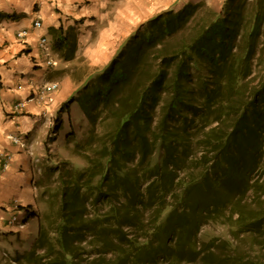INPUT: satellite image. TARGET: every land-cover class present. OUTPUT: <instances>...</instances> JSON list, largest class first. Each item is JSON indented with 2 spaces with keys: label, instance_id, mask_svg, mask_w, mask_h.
I'll use <instances>...</instances> for the list:
<instances>
[{
  "label": "trees",
  "instance_id": "trees-1",
  "mask_svg": "<svg viewBox=\"0 0 264 264\" xmlns=\"http://www.w3.org/2000/svg\"><path fill=\"white\" fill-rule=\"evenodd\" d=\"M59 31L54 48L62 53L66 40ZM241 96L239 107L236 101ZM75 102L90 121L86 144H96L95 156L86 158L84 171L68 170L65 164L46 169L47 175L60 176L55 194L48 187L42 193L51 207L58 205V221L52 230L40 220L35 247L17 256L15 263L91 264L83 258L89 233L94 239L91 251L113 250L111 236L127 244L114 263L107 264L145 263L159 254L178 260L186 248L179 240L169 251L173 235H188L210 214L225 215L222 206L227 203H223H233L239 194L243 210L236 223L240 229L260 230L264 221V0H226L219 12L199 3L158 14L144 22L104 71L91 77L60 112ZM59 127L56 123L54 129ZM199 127L214 154L212 171L215 174L218 168L220 175L214 178V191L206 196L205 206L201 201L188 205L190 215L176 216L173 222L177 209L167 201L169 193L180 204L200 192V199L205 197L204 180L186 181L172 172L176 168L171 169L185 165L190 133ZM211 178L208 173L204 176L207 181ZM249 199L253 202H242ZM100 204L107 208H99ZM255 204L258 210L250 213L248 205ZM152 205L156 206L153 221L144 224L139 213ZM130 227L144 237L143 242L129 236ZM149 237L157 238L159 246L153 247Z\"/></svg>",
  "mask_w": 264,
  "mask_h": 264
},
{
  "label": "crops",
  "instance_id": "crops-1",
  "mask_svg": "<svg viewBox=\"0 0 264 264\" xmlns=\"http://www.w3.org/2000/svg\"><path fill=\"white\" fill-rule=\"evenodd\" d=\"M203 1L219 10L226 0H0V259L24 249L26 242L37 237L41 201L34 184L35 158H40L42 166L52 145L65 140L84 119L76 102L60 112L75 94V82L81 81L71 75L69 66L81 57L87 66L103 68L144 22L165 11H180ZM36 21H41L40 28L33 27ZM59 29L66 40L62 53L54 48ZM22 31L27 32L23 39L18 38ZM41 36L48 39L56 63L48 70L40 66ZM20 78H24V89L17 88ZM44 82L59 83L47 107L33 101L25 110L13 111L17 102L28 98ZM50 120L60 124L52 142L48 137ZM9 134L25 138L34 155L20 150L8 139ZM6 152L12 158L3 168L1 154ZM13 205L20 210L18 219L26 217V228L19 232L8 225Z\"/></svg>",
  "mask_w": 264,
  "mask_h": 264
},
{
  "label": "rangeland",
  "instance_id": "rangeland-1",
  "mask_svg": "<svg viewBox=\"0 0 264 264\" xmlns=\"http://www.w3.org/2000/svg\"><path fill=\"white\" fill-rule=\"evenodd\" d=\"M249 2H255V0H249ZM207 5L206 2H199ZM196 3V4H199ZM224 4V3H223ZM222 4V6H223ZM195 5V4H194ZM209 8V5H207ZM221 6V8H222ZM213 9V8H212ZM215 10V9H213ZM219 10H215L219 12ZM136 32V31H135ZM134 32V34H135ZM133 34V35H134ZM131 35V36H133ZM130 36V37H131ZM126 42V41H125ZM57 62V60H56ZM54 60V67H55ZM59 63H57L58 65ZM103 68H95L87 66L86 62L80 57L69 66V71L75 79H81V81L75 82L77 89L75 94L84 88V86L88 83L89 79L97 74H101L104 69ZM258 70H256V73ZM253 75H256L255 73ZM237 106L241 107L242 105V96L238 98L236 101ZM80 107V106H79ZM218 122L215 123L217 125ZM89 128L90 121L84 116L83 120H79L76 123V130L72 129L67 138L61 143H57L52 145L51 152L47 154L45 160L43 161V165L41 166V162L39 166L41 168V172L37 173L36 187L39 190L41 207L38 211L39 214V223L40 220L44 221V223L48 224V227H52V230L56 227V223L58 221V205L50 206L49 203H46L42 198V193L44 190H47V187L52 189V193L55 194V188L58 186V182L60 176L58 178V173H55L52 177L47 175L46 169L52 166H57L61 164H65L66 168L76 169L79 171H84L87 168L88 162L87 157L94 158L96 153V144L93 145L86 144L89 139ZM194 132L190 133L189 137V146L187 149V153L184 157L185 165L177 166L174 165L171 167L172 170L176 168V171H172L179 178H184L186 181L189 179H202L204 180V187L201 191L206 192L205 197L200 199L203 196V193L195 194L193 198H191L187 203H178L177 198L170 193L167 196V201L174 205L177 209V213H175L174 221L176 222V216L179 215H190L191 210L188 208V205L191 207L197 201H201L200 205L204 207V202L206 200V196L212 195V191H214V186L212 185L215 179L219 178L220 170L217 168V173L214 174L212 171V167L215 164V158L213 157V153L209 152L210 147L206 145L207 140L204 138V131L201 128H194ZM57 138V137H56ZM55 138V139H56ZM54 139V140H55ZM88 145V146H87ZM209 153V155H207ZM48 161V162H47ZM208 161V162H207ZM213 165V166H212ZM208 173L209 176H212L211 183L210 180L207 181L204 179V176ZM66 178H69L66 176ZM215 178V179H214ZM69 180V179H68ZM209 183V184H208ZM176 184V183H175ZM51 193H48L49 195ZM240 194L236 195L233 203L228 201L224 202V206H222L223 213L222 214H210L209 217L200 224H195L192 230L188 231V235H179L180 232L176 233V235L171 238V241L167 244L169 251L175 250L178 245V241L184 245L186 248V254L181 255L180 259L176 260L172 256L158 255L155 259L150 260V258L145 263L139 264H251V262L258 263L259 261L264 264V221L261 223L260 230L256 229L255 231H250L249 229L242 228L240 229L239 225L236 223V218L240 215V210H243V207L238 205V201L240 200ZM246 197L244 196L243 199ZM89 200V199H88ZM244 204L252 203L253 200H244L242 201ZM246 202V203H245ZM91 199L87 203V207L91 206ZM222 204V205H223ZM251 208V212L258 210V206L255 204V207L248 205ZM221 207V206H220ZM99 208L106 209L107 205L100 204ZM212 206H210V209ZM87 214H89L88 209ZM133 213L134 210H131ZM249 211V208L246 207V212ZM131 212V213H132ZM156 212V206H148L141 209L139 215L144 220V224H151L154 218V214ZM204 212V211H202ZM94 214V213H93ZM185 214V215H184ZM231 218V219H230ZM46 219V220H45ZM21 219H18V223H20ZM17 227H14L13 230ZM26 228V225L22 231ZM176 228V227H175ZM12 229V228H11ZM132 232H129V236L133 239H137L138 242H143L144 237H139L135 228H131ZM51 230L50 237L54 236V232ZM16 231V232H19ZM178 231V230H176ZM38 236V235H37ZM37 238V237H36ZM150 238V237H149ZM162 239V238H161ZM94 241L91 239V233L85 235V244L84 248L88 251H84L83 258L86 259L84 263L91 264H107L108 262L114 263V260L120 254L121 250L127 248V244L124 240H119L111 236V240L113 243V250L104 251L101 248L91 251L90 241ZM151 242H153V247L159 246L158 239H154V237L150 238ZM88 242V244H87ZM36 245L35 241L26 242L24 245V249L11 254H4L1 256L0 264H17L14 262L17 256H23L27 251L33 249ZM195 250L194 252L192 251ZM129 249V248H128ZM137 250V249H136ZM135 251V249H134ZM192 252V254L190 253ZM150 256V255H149ZM132 260V259H129ZM124 264H131L130 261Z\"/></svg>",
  "mask_w": 264,
  "mask_h": 264
},
{
  "label": "built area",
  "instance_id": "built-area-1",
  "mask_svg": "<svg viewBox=\"0 0 264 264\" xmlns=\"http://www.w3.org/2000/svg\"><path fill=\"white\" fill-rule=\"evenodd\" d=\"M41 25H42L41 21H36L34 22L33 27L40 28ZM26 34H27L26 31H22L18 33V38L23 39L26 36ZM38 54H39V60L41 62L40 66H42L46 70L54 67V59L51 55V48L49 46L48 39L45 36H41L38 40ZM20 79L21 82L18 84L17 88L24 89L25 87L24 78H20ZM30 84L32 85V83ZM58 90H59L58 82H44L37 87V90L35 92H31L28 98L17 102L13 108V111L14 112L23 111L28 107V104L33 101L47 107L49 105L51 95L57 92ZM55 125H56L55 121L50 120V124H49L50 129L48 134L49 139H54L58 135L57 131L54 129ZM7 137L10 141H12L15 145H17L20 150L26 151L30 156L34 155L31 144H29V142L25 138H23L20 134H9ZM1 156L3 157L4 160L3 168H6L11 162L12 156L7 152L1 154ZM34 162L36 165L37 173H40L41 172V168L39 166L40 158L39 157L35 158ZM35 183L36 181L34 182V184ZM19 211H20L19 208L15 205L9 208L10 217L8 219V225L10 226V228H12V230L14 227H17L16 229H18L17 231H19L20 229H23L26 225V221H25L26 217L20 220L21 222L18 223L17 213H19ZM25 214H27V212H25Z\"/></svg>",
  "mask_w": 264,
  "mask_h": 264
},
{
  "label": "clouds",
  "instance_id": "clouds-1",
  "mask_svg": "<svg viewBox=\"0 0 264 264\" xmlns=\"http://www.w3.org/2000/svg\"><path fill=\"white\" fill-rule=\"evenodd\" d=\"M55 123H56V122H55ZM57 134H58V131H57ZM54 139H55V138H54ZM54 139H50L51 142L54 141ZM11 230H12V229H11ZM12 231H14V230H12ZM16 231H17V230H16ZM16 231H14V232H16Z\"/></svg>",
  "mask_w": 264,
  "mask_h": 264
}]
</instances>
